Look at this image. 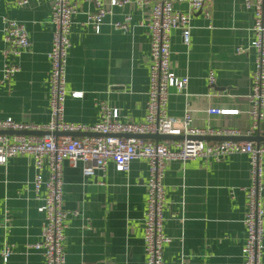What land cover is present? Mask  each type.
I'll return each instance as SVG.
<instances>
[{"label":"crops","instance_id":"0c3cea01","mask_svg":"<svg viewBox=\"0 0 264 264\" xmlns=\"http://www.w3.org/2000/svg\"><path fill=\"white\" fill-rule=\"evenodd\" d=\"M19 1L0 0V119L11 117L43 127L49 121L51 3L27 0L20 5ZM70 1L77 12L69 34L65 120L92 125L104 104L117 109L120 121H142L150 64L146 26L150 7L114 6L95 32L85 24L87 15L96 10L94 2ZM174 7L187 10L182 2H175ZM127 15V29H114L111 23ZM6 16L25 25L29 46L16 59L18 71L2 82V19ZM252 23L253 10L245 7L244 0H205L203 9L192 14L188 46L180 31H173L171 69L189 80L187 95L171 89L168 115L180 117L188 107L196 127L242 132L248 128L245 97L251 89L254 58L251 50L238 53L236 47L248 45ZM73 91L82 95L72 97ZM209 107L238 109V113L207 114ZM256 134L264 136V118ZM241 136L245 135L236 137ZM209 137L213 138L206 141L213 143L223 136ZM261 164L264 206V155ZM34 172L30 154L16 155L0 165V250L5 246L12 250L6 263L0 256V264H44L39 251L30 247L39 241L43 224L30 183ZM146 179L145 159L132 160L124 173L114 171L108 163L92 177L83 176L81 163L62 162L63 208L69 212L64 264H146L142 238ZM162 182L166 201L163 227L171 238L163 247V264H244L242 220L250 183L248 155L231 154L219 161L172 160L165 165ZM261 262L264 264V247Z\"/></svg>","mask_w":264,"mask_h":264},{"label":"built area","instance_id":"2783aa9c","mask_svg":"<svg viewBox=\"0 0 264 264\" xmlns=\"http://www.w3.org/2000/svg\"><path fill=\"white\" fill-rule=\"evenodd\" d=\"M27 0H20V5ZM51 3L50 20L53 25L52 41L47 53L50 68L49 121L43 127L6 117L0 119V130L47 131V134H6L0 133V165L16 155L30 154L34 176L30 181L33 198L39 201L38 211L43 215L40 239L30 245L39 251L44 264H64V228L69 212L63 208L62 162L69 160L72 165L81 163L84 177L94 176L111 163L114 171L127 172L134 159L147 161L145 183L146 199L143 217L142 238L146 264H163V247L171 241L164 232V209L166 206L163 177L169 161L185 162L204 158L221 160L237 153L248 155L250 183L246 188V212L243 217L245 238L242 245L244 264H262L264 237V206L262 201V156L264 143L253 141L219 140L209 143L196 136H251L259 131L264 118V0H244L246 8L253 10L252 38L247 46L236 47V52L252 51L254 70L248 102L249 126L242 132L238 128L214 129L210 126L196 127L188 107L180 117L167 113V102L171 89L187 95L188 76H178L171 69L170 38L175 30L181 33L184 45L190 43L191 17L201 11L205 0H92L96 10L89 13L85 24L99 32L104 18L111 14V8L125 4L143 9L150 7L147 21L149 33V76L144 118L140 122L120 121L117 109L101 104L99 119L92 125L65 120L66 64L71 46L69 34L72 17L77 12L70 0H48ZM175 2L187 5L182 12L174 7ZM109 7H107V6ZM207 16V13H206ZM130 16L122 21L112 22L114 29H127ZM2 33L4 48L2 55L1 81H8L18 71L16 59L29 46L25 25L13 18L3 17ZM209 82L214 81L212 73ZM81 91H73L72 97H80ZM207 114L236 115L238 109L209 107ZM98 133L99 135L69 136L53 135V132ZM123 134H168L183 138L152 140L141 137H124ZM75 213V211H74ZM12 250L5 246L0 250L3 262H7Z\"/></svg>","mask_w":264,"mask_h":264},{"label":"water","instance_id":"95a60500","mask_svg":"<svg viewBox=\"0 0 264 264\" xmlns=\"http://www.w3.org/2000/svg\"><path fill=\"white\" fill-rule=\"evenodd\" d=\"M200 12V11H198ZM0 133H6V134H47V131H28V130H23V131H12V130H0ZM53 135H69V136H85V135H99L98 133H86V132H81V131H74V132H59V131H55L53 132ZM124 137H141V138H146V139H152L155 141L158 140H170V139H178V138H183V136H173V135H168V134H141V135H136V134H123ZM199 140H207L213 137H209V136H196L193 137ZM221 140H227V139H231V140H245V141H253L256 144H258L259 142L264 141V136H261L260 134H256V135H251V136H241V137H231V136H227V137H220Z\"/></svg>","mask_w":264,"mask_h":264}]
</instances>
